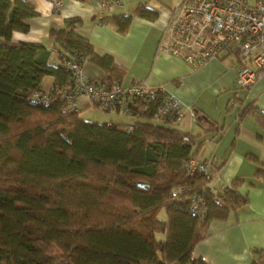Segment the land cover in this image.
Returning a JSON list of instances; mask_svg holds the SVG:
<instances>
[{
    "label": "trees",
    "instance_id": "1",
    "mask_svg": "<svg viewBox=\"0 0 264 264\" xmlns=\"http://www.w3.org/2000/svg\"><path fill=\"white\" fill-rule=\"evenodd\" d=\"M135 14L155 15L144 5ZM35 15L26 0H0V264H211L195 247L213 220L247 202L243 180L215 186L218 169L196 160L190 133L172 118L159 123L148 105L135 103L131 115L141 117L133 123L100 124L60 98L34 101L65 83V63L80 55L104 66L107 78L121 72L76 32L77 18L49 30L58 65L47 46L14 40ZM132 18L112 21L124 32ZM46 76L54 78L49 89ZM247 111L264 124V111ZM191 159L209 162L210 176L190 172ZM252 264H264V250Z\"/></svg>",
    "mask_w": 264,
    "mask_h": 264
},
{
    "label": "crops",
    "instance_id": "2",
    "mask_svg": "<svg viewBox=\"0 0 264 264\" xmlns=\"http://www.w3.org/2000/svg\"><path fill=\"white\" fill-rule=\"evenodd\" d=\"M26 1L34 6L36 15L31 18L29 32H15L14 40L47 46L53 53L51 62L58 65V50L49 30L63 28L67 19L77 18L81 23L76 32L91 43L96 54L111 57L120 66L119 79L116 75L107 78L106 68L89 58L84 64L89 77L123 85L135 80L162 84L186 108L197 111L202 123H191L188 117L176 127L189 132L194 147H199L196 160L207 159L212 168L218 169L213 184L225 187L242 179L239 190L248 200L227 218L213 220L194 253L211 264H252L255 250H264V124L245 111L251 105L264 111V73L252 87L240 90V65L233 56L193 70L183 59L159 52L164 25L182 0H121V5L108 8L97 0H63L60 12L53 9L51 0ZM140 5L155 15H136ZM124 14H132L133 18L127 30L121 32L112 20ZM101 17L104 25L99 24ZM53 83L54 78L46 76L43 88L49 89ZM131 116L130 122H108L133 123L134 117H141Z\"/></svg>",
    "mask_w": 264,
    "mask_h": 264
},
{
    "label": "built area",
    "instance_id": "3",
    "mask_svg": "<svg viewBox=\"0 0 264 264\" xmlns=\"http://www.w3.org/2000/svg\"><path fill=\"white\" fill-rule=\"evenodd\" d=\"M97 1L106 8L122 4L121 0ZM51 3L57 12L64 5L63 0ZM99 24H105L102 17ZM158 51L183 59L193 70L233 56L240 65L237 82L249 89L264 73V0H182L164 25ZM88 60L87 55L67 60L68 80L59 87L34 93L33 100L47 104L60 98L68 110L81 112L86 106H94L130 115L138 102L151 107L156 120L172 118L178 123L188 117L191 123L199 120L197 111L186 108L165 85H153L147 80L106 85L92 79L84 70ZM132 128L129 125L128 129ZM187 169L210 176L209 162L191 159ZM196 208L197 204L193 210Z\"/></svg>",
    "mask_w": 264,
    "mask_h": 264
},
{
    "label": "rangeland",
    "instance_id": "4",
    "mask_svg": "<svg viewBox=\"0 0 264 264\" xmlns=\"http://www.w3.org/2000/svg\"><path fill=\"white\" fill-rule=\"evenodd\" d=\"M233 59V58H231ZM239 89L242 90L244 88H242L239 85ZM80 116L83 119L86 120H92V121H96L100 124L108 122L110 120H117L119 122H126L127 120H132V117L130 114L128 113H117V112H113V111H104L98 107H94V106H86L85 110H82L80 112ZM135 118V117H134ZM162 216L165 217V214L163 212Z\"/></svg>",
    "mask_w": 264,
    "mask_h": 264
}]
</instances>
